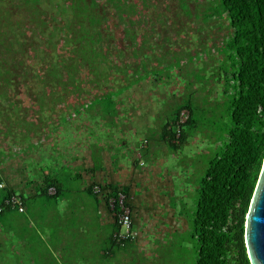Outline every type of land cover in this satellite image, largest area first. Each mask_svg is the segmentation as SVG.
Wrapping results in <instances>:
<instances>
[{"label":"rangeland","instance_id":"374dc122","mask_svg":"<svg viewBox=\"0 0 264 264\" xmlns=\"http://www.w3.org/2000/svg\"><path fill=\"white\" fill-rule=\"evenodd\" d=\"M116 4L120 8L95 0L90 10L100 34L98 42L86 45L90 54L101 58L87 70L95 69L96 77L78 72L84 62L74 54L76 41L69 49L57 44L64 57L71 51L64 64L78 79L62 90L45 86L42 65L32 57L38 26L31 23L35 28L30 32L27 22L33 8L8 1L11 17L21 20L17 33L28 46L26 51L23 47L9 53L13 57L6 66L9 81L0 82L1 183L28 197L49 175L62 179L61 185L74 192L78 182L70 177L72 158L79 151L95 164L123 162L131 169L136 162L138 171L151 170V175L129 176L136 221L124 264H194L197 242L191 237V222L198 185L230 126L227 99L232 88L224 72L229 75L232 67L223 46L231 31L219 0H118ZM72 15V26H67L70 39L79 33L80 19ZM65 18L57 15L49 29ZM8 29L0 24L1 33ZM46 58L48 53L41 59ZM62 81L71 83L67 74ZM184 101L192 102L194 125L186 126L188 137L174 150L160 141V131ZM106 118L108 130L102 128ZM32 208L0 216V264L62 262L61 251L52 249L53 243L30 213Z\"/></svg>","mask_w":264,"mask_h":264},{"label":"trees","instance_id":"16d2710c","mask_svg":"<svg viewBox=\"0 0 264 264\" xmlns=\"http://www.w3.org/2000/svg\"><path fill=\"white\" fill-rule=\"evenodd\" d=\"M8 1H16L18 5L33 8L27 22L29 25L34 23L38 26L36 31L33 30L35 27H29L37 39L36 45H33L37 48L32 57L35 56L38 60L36 63L42 65L41 75L46 80L45 86H59L65 90L68 85L78 81L64 64L66 57L71 56L69 47L77 43L78 49L74 54H80V60L84 62L78 72L82 74L87 71L90 77H96L95 69L90 72L87 69L90 63H97L101 57L90 54L86 45L88 41L93 44V41L98 42L96 37L100 34L98 21L90 12L94 8L95 0H0V24L9 27L7 31L0 32V82L9 81L7 75L10 70L6 66H9V58L13 59L9 53L22 51L23 47L26 51L28 46L23 35L17 33L22 25L21 20L11 17L13 15L8 10ZM116 1L118 0H106L115 8H120ZM219 3L231 31L223 46L228 55L226 59H229L232 67L229 75L224 72V78L232 88V94L227 99L230 126L220 149L208 162L198 185V199L191 222V237L197 242L194 264H250L244 242L245 217L264 158V0H219ZM60 14L65 15L67 20L63 24H56L50 30V22H57V15ZM72 14L80 19L76 21L79 33L70 39L67 26H72ZM59 43L61 48H68L66 51L69 54L65 57L57 51ZM92 50L97 52L94 47ZM45 53H48V58L42 60ZM85 60L88 61L87 64ZM94 66L96 64L92 68ZM66 74L71 83L62 81ZM33 82L40 89L44 87L40 80ZM191 105L192 102L184 101L174 110L173 119L162 125L160 141L169 148L176 150L186 141V126L194 125ZM184 109L187 111V118L180 124V132L176 137L172 127L178 122ZM1 182L3 181L0 179V216L11 210L17 211V208L5 204L6 199L17 195L15 190ZM60 184L58 178L47 175L37 194H46L48 188L53 186L55 192L52 197H59V188L56 185ZM109 189L112 197L122 191L127 199L128 189ZM21 202L24 205L22 200ZM109 241L114 249L124 248L113 237Z\"/></svg>","mask_w":264,"mask_h":264},{"label":"crops","instance_id":"0c3cea01","mask_svg":"<svg viewBox=\"0 0 264 264\" xmlns=\"http://www.w3.org/2000/svg\"><path fill=\"white\" fill-rule=\"evenodd\" d=\"M92 119L91 121H94ZM104 121L107 124L102 125V128L110 129L109 120L106 118ZM140 156L138 154V157ZM72 160L74 172L70 177L78 182L74 192L60 184L56 185L59 188L57 193L59 197L56 198L52 197L55 192L53 186L42 195H38V192L28 197L17 194L24 202V210L19 213L28 212L31 205L34 207L31 215L37 219L38 225L47 234V240L53 243L52 249L56 253L61 251L62 262L55 260V264H124V250L133 243L118 249L110 245L109 239L116 226L113 211L106 200L112 196L109 194V187L128 189L125 202L131 211L133 197L130 196L131 188L128 187V183L132 181L129 176L136 173L139 178L150 177L151 170L138 171L136 162L131 169L124 166L123 162H119V165L95 164L86 160L85 151H79ZM95 187H98L99 191H95ZM131 219V226L135 228L136 220L132 214Z\"/></svg>","mask_w":264,"mask_h":264},{"label":"water","instance_id":"95a60500","mask_svg":"<svg viewBox=\"0 0 264 264\" xmlns=\"http://www.w3.org/2000/svg\"><path fill=\"white\" fill-rule=\"evenodd\" d=\"M244 242L250 264H264V158L245 217Z\"/></svg>","mask_w":264,"mask_h":264},{"label":"built area","instance_id":"2783aa9c","mask_svg":"<svg viewBox=\"0 0 264 264\" xmlns=\"http://www.w3.org/2000/svg\"><path fill=\"white\" fill-rule=\"evenodd\" d=\"M187 118V114L183 110L180 113L178 122L172 127L176 137L180 132V124L183 123ZM2 185L0 184V187ZM95 191H99L98 187L94 188ZM125 195L123 192H118L116 197H108L107 204L109 208L113 211L115 217L116 230L113 231L112 237L116 243L120 246H125L129 241H133L135 237V232L131 229L132 219L130 208L126 204ZM5 204H8L11 208H17V211L22 212L24 206L21 202L19 196H11L5 200ZM1 209V208H0Z\"/></svg>","mask_w":264,"mask_h":264}]
</instances>
